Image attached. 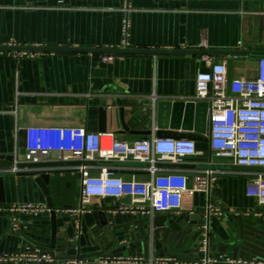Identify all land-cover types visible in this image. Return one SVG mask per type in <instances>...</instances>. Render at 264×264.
I'll return each instance as SVG.
<instances>
[{
	"label": "crops",
	"instance_id": "0c3cea01",
	"mask_svg": "<svg viewBox=\"0 0 264 264\" xmlns=\"http://www.w3.org/2000/svg\"><path fill=\"white\" fill-rule=\"evenodd\" d=\"M127 13L125 47L264 51V0H0V45L14 39L20 45L121 47ZM201 55L107 59L83 51H51L37 58L0 57V252L31 253L39 247L53 254L54 261L48 264H63L75 255L74 249L89 258L108 259L107 264H176L157 258H195L201 226L209 223L211 254L264 258V206L247 194L248 184L264 171L233 168L238 165L218 155L209 140H196L202 153L184 168L190 190L180 213H120L115 200L99 197L80 215L66 211L80 203L81 174L74 168L78 159L61 160L58 153L44 161L71 163L21 165L20 172L10 171L16 131L22 153L25 127L31 124L81 125L130 141L151 136L157 126L156 100L198 102L196 75L208 69ZM212 56L227 64L230 77L256 73L257 59ZM102 60L105 67L100 66ZM203 165L218 174L210 196L194 190L195 177L207 168ZM133 172L137 179L146 178L132 168L121 171L126 178ZM42 173L49 174L46 182L39 179ZM209 201L221 214L210 213L206 222ZM28 202L44 203L55 213L10 210L13 204ZM182 213L195 217L186 219ZM158 214L166 215L173 226L155 225Z\"/></svg>",
	"mask_w": 264,
	"mask_h": 264
},
{
	"label": "built area",
	"instance_id": "2783aa9c",
	"mask_svg": "<svg viewBox=\"0 0 264 264\" xmlns=\"http://www.w3.org/2000/svg\"><path fill=\"white\" fill-rule=\"evenodd\" d=\"M65 0H59L64 2ZM125 10L128 12L129 8ZM130 20H123V39L121 47L128 45ZM3 46H19L11 39ZM46 51L3 49L0 57L37 58ZM112 59L114 57H105ZM208 69L196 75L195 100L208 104L210 133L209 142L218 155L231 158L235 165L264 167V56L257 59L256 73L252 77H230L227 64L215 61L214 56H200ZM20 91H15L13 112L18 110ZM157 126L151 136L134 140L117 137L112 132L89 131L81 125H44L31 124L25 127L24 153H21L18 134H15L13 165L10 171L18 173L23 162H41L52 153H58L61 160L70 157L79 160L74 168L81 174L80 203L65 209L80 215L87 204L95 197L111 198L117 202L116 212L136 213L154 216L156 213L183 211V199L190 190L189 175L178 164L189 163L190 159L202 153L196 140L187 137L173 138L156 135ZM23 156V158L21 157ZM142 162L146 165H118L105 162ZM132 168L144 172L145 179H137L136 172L126 178L121 171ZM45 172H47L45 170ZM218 179L213 168H206L195 177L194 190L207 192L210 196L211 185ZM247 194L257 198L264 206V173H259L247 186ZM130 198V202L123 201ZM10 210L40 214L51 210L44 203L13 204ZM210 213L221 214L218 207L210 201ZM208 222V221H206ZM80 236V220H75ZM18 225H14L16 230ZM209 223L201 226L197 256L193 259L178 257H159L161 262L172 261L176 264H264L259 256H237L211 254L209 249ZM13 261L23 264H48L54 261L53 254L43 248H35L31 253L0 252V263ZM108 259L86 257L75 254L63 260V264H107Z\"/></svg>",
	"mask_w": 264,
	"mask_h": 264
},
{
	"label": "water",
	"instance_id": "95a60500",
	"mask_svg": "<svg viewBox=\"0 0 264 264\" xmlns=\"http://www.w3.org/2000/svg\"><path fill=\"white\" fill-rule=\"evenodd\" d=\"M0 48L3 49H24V50H39L46 52H64V51H83L93 53L99 57H121V56H142V55H185L188 53L193 54H203L208 53L212 55L222 54V55H234V56H246L251 59H258L264 56V51L259 50H194V49H169V48H130V47H75V46H43V45H19V46H3L0 45ZM107 63L102 60L100 63L101 67H105ZM156 113V123L157 130L156 135L160 137H187L195 140H209L210 133V120H209V109L208 104L205 101H179L172 99H158L156 100L153 106ZM185 111V113H183ZM195 111V119L193 121L192 116ZM182 113L184 114L182 116ZM179 128L185 130H194V132H180L177 131ZM22 153H24V148L22 149ZM64 161L57 162H25L21 165L25 166H51V165H62ZM112 163L118 165H146L142 162H105ZM178 167L188 168L190 166L189 163L178 164ZM203 167L211 168L210 165H203ZM233 168H251L257 170H263L264 167H249V166H233ZM49 174L42 173L39 177L40 180H44L45 182L48 180ZM52 214L55 213V209L51 208L49 211ZM182 217L186 219L194 218V214L186 215L182 213ZM205 221H208V212L205 218ZM160 223L163 226L172 227L173 224H169L167 220V216L164 214H158L154 217V224L157 225ZM81 244L83 243V237L81 238ZM73 253H77V249L73 250ZM80 255V254H79ZM0 264H7L6 262Z\"/></svg>",
	"mask_w": 264,
	"mask_h": 264
}]
</instances>
